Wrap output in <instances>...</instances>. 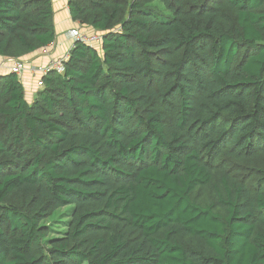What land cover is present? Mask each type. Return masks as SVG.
<instances>
[{"label": "trees", "instance_id": "16d2710c", "mask_svg": "<svg viewBox=\"0 0 264 264\" xmlns=\"http://www.w3.org/2000/svg\"><path fill=\"white\" fill-rule=\"evenodd\" d=\"M68 9L100 48L33 103L0 75V264H264V0ZM56 39L53 0H0V57Z\"/></svg>", "mask_w": 264, "mask_h": 264}, {"label": "crops", "instance_id": "0c3cea01", "mask_svg": "<svg viewBox=\"0 0 264 264\" xmlns=\"http://www.w3.org/2000/svg\"><path fill=\"white\" fill-rule=\"evenodd\" d=\"M69 0H53L54 12H55V26L57 32L56 42L47 48L43 53H33L27 56L24 60H28L32 66L36 67L49 64L55 60L66 57L70 49H72V43L69 39V32L72 29L80 28L89 33L102 34L100 32H94L90 28H82L78 23H74L71 19V15L68 9ZM104 35V34H102ZM101 46H99L100 48ZM9 60L0 57V75H6L11 73L9 68ZM8 69V70H7ZM22 78H20L21 80ZM43 76L40 74H33L29 71L24 73L23 80H21L24 89L26 100L34 102L39 91L43 88Z\"/></svg>", "mask_w": 264, "mask_h": 264}, {"label": "built area", "instance_id": "2783aa9c", "mask_svg": "<svg viewBox=\"0 0 264 264\" xmlns=\"http://www.w3.org/2000/svg\"><path fill=\"white\" fill-rule=\"evenodd\" d=\"M68 35L69 39L72 42V47H74L77 43L96 47L101 46L103 41L102 34L89 33L88 31H84L80 28L72 29ZM68 57L69 54L62 59L55 60L53 62H50L49 64L37 67H27V64H25L24 61L17 60L12 64L10 72L16 74L19 78L23 75L24 72L28 70H31V73L33 74H40L43 77L52 71H55L58 74H63L65 71L64 63L65 61H67Z\"/></svg>", "mask_w": 264, "mask_h": 264}, {"label": "rangeland", "instance_id": "374dc122", "mask_svg": "<svg viewBox=\"0 0 264 264\" xmlns=\"http://www.w3.org/2000/svg\"><path fill=\"white\" fill-rule=\"evenodd\" d=\"M72 43V42H71ZM99 48V46H96V48ZM71 51V49H70ZM17 61V60H9V68H11L12 64ZM22 61H24L25 64H27V67L32 66L31 63L28 60H24L22 59ZM37 67V65H36ZM8 70V69H7ZM29 72H31V70H28ZM27 72V71H26ZM25 73V72H24ZM23 75L20 77L22 78L21 80H23ZM30 103H33L32 101H30ZM68 215V211L67 210H63V211H59L58 213H56V215H54L53 217H51L47 222L46 225H48L50 227V229L52 230V234L50 235V238L56 237L58 236L59 232H60V226L62 225V223L64 221H66L65 219H67Z\"/></svg>", "mask_w": 264, "mask_h": 264}, {"label": "water", "instance_id": "95a60500", "mask_svg": "<svg viewBox=\"0 0 264 264\" xmlns=\"http://www.w3.org/2000/svg\"><path fill=\"white\" fill-rule=\"evenodd\" d=\"M45 50L47 51V48L40 50L39 53H43Z\"/></svg>", "mask_w": 264, "mask_h": 264}]
</instances>
